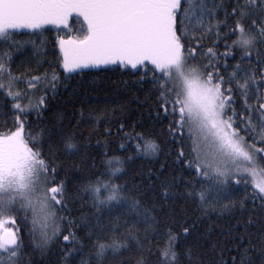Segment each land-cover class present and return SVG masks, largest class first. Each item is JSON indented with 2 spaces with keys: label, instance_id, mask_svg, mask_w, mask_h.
Wrapping results in <instances>:
<instances>
[{
  "label": "snow or ice",
  "instance_id": "snow-or-ice-1",
  "mask_svg": "<svg viewBox=\"0 0 264 264\" xmlns=\"http://www.w3.org/2000/svg\"><path fill=\"white\" fill-rule=\"evenodd\" d=\"M220 7L223 0L211 6L208 0H0V37L8 43L16 30L46 31L45 26L55 25L63 32L57 37V63L65 74L122 69L150 76L160 112L171 117L169 131L181 139L186 133L191 142L187 159L183 148L177 154L194 173L181 195L202 210L231 212L246 202L254 207L258 202L264 210V0H233L223 19L216 17ZM209 33L223 40L224 57L241 52L227 77L219 70L221 54L213 47L203 50ZM198 49L202 62L197 61ZM12 63L11 54L0 51V96L13 102L14 113L10 127L7 120L0 122V264H24L18 217L31 219L29 235L42 252L61 237L72 246L61 249L62 264H76L75 257L86 246L87 259L81 257L79 264H106L110 259L111 264H211L203 252L181 246V233L162 225L138 190L116 183L125 160L107 152L103 170L78 185L91 200L95 223L85 221L83 239L72 230L75 221L59 215L69 212L67 186L57 179V168L43 151L45 135L50 140L56 133L42 129L34 134L27 121L30 110L43 106L47 95L34 105L18 88L24 81L14 74ZM42 81L47 82L45 92L51 88L55 94L56 72L30 76L27 89ZM136 137L143 141L136 145L139 151L159 150L143 133ZM74 141L75 134L62 138L64 149L73 154L79 151ZM241 185L245 195L237 202L232 194ZM169 187L164 186L165 198ZM189 230L184 227L183 235ZM257 257L264 264V236L255 244L249 240L232 264H256Z\"/></svg>",
  "mask_w": 264,
  "mask_h": 264
},
{
  "label": "trees",
  "instance_id": "trees-1",
  "mask_svg": "<svg viewBox=\"0 0 264 264\" xmlns=\"http://www.w3.org/2000/svg\"><path fill=\"white\" fill-rule=\"evenodd\" d=\"M232 2L223 0L224 7L216 9L218 19L224 18V8ZM208 3L211 6L212 3H221V0H208ZM45 28L46 31L16 30L8 43H3L4 38L0 37V51L9 52L13 57L12 70L14 74L22 75L24 81L18 85L19 89L26 91L36 102L39 97L47 95L43 106L30 110L27 121L34 134L42 129H51L56 133L50 140L45 135L43 151L57 168V179L65 182L70 195L69 212L61 211L59 215L75 221L76 227L72 230L79 237L83 239L87 232L83 227L85 221L95 223V218L91 200L87 194L78 191V185L85 178L98 175V169L103 170L105 152L125 160L124 174L116 183L126 182L130 189L138 190L146 206H154V214L161 224H168L175 232L181 233V246H190L194 251L203 252L205 260L211 264H218L221 260L232 264V257L243 252L249 240L255 244L264 236V210L258 207V202L256 207L246 202L244 208H240L237 203L231 212H221L219 207L202 210L197 206L198 202L181 195L186 191V184L194 173L183 160L177 159V154L183 148L187 159L191 142L186 138V133L185 138L181 139L169 131L171 117H165L160 112L157 92L150 76L144 77L142 71L122 69H91L85 70L84 74H65L57 63L60 57L57 37L62 31H58L55 25H47ZM202 44L204 51L213 47L221 54L219 70L227 77L239 62L241 52L236 50L233 55L224 57L223 40L217 41L212 33L206 35ZM199 51L197 61L202 62ZM45 72L49 76L56 72L59 77L55 94L51 88L45 92L47 82L44 81L37 84L34 90L27 89L30 76ZM12 103L0 96V104L4 105L0 107V122L7 120L9 127L14 116L10 111ZM236 107L240 110L242 105L237 103ZM97 118L98 124L94 123ZM136 133H143L144 138L154 140L159 150L155 154L139 151L136 145L143 141L137 139ZM68 134H75L74 142L79 151L74 154L66 151L62 143V138ZM49 144L52 145L51 153ZM121 145L124 147L121 148ZM126 157L132 159L126 160ZM167 185L171 187L165 198L164 186ZM244 195L241 185L232 194V198L239 202ZM19 215L22 217L23 213ZM17 225L21 229L20 235L25 247L24 264H62L61 249L72 247L64 244L62 237L54 240L49 249L42 252L33 247L34 241L29 235L31 219L25 222L18 217ZM184 227L190 229L187 236L182 233ZM36 238H39L38 231ZM159 239L157 237L151 243L154 245ZM84 243L87 245V240ZM88 252L89 247H84L80 256L75 257L76 264H79L81 257L87 259ZM106 264H111V259ZM256 264H259L258 257Z\"/></svg>",
  "mask_w": 264,
  "mask_h": 264
},
{
  "label": "rangeland",
  "instance_id": "rangeland-1",
  "mask_svg": "<svg viewBox=\"0 0 264 264\" xmlns=\"http://www.w3.org/2000/svg\"><path fill=\"white\" fill-rule=\"evenodd\" d=\"M19 30H32V29H19ZM61 35H63V32H62V34ZM101 67H104V66H101ZM87 70V69H86ZM70 74V73H69ZM21 90V89H20ZM22 91V90H21ZM24 92H26V91H24ZM27 93V92H26ZM27 95L29 96V97H31L28 93H27ZM31 99H32V103L35 105L36 104V100H34L32 97H31ZM22 103H24V104H27L28 103V100H23L22 101Z\"/></svg>",
  "mask_w": 264,
  "mask_h": 264
}]
</instances>
